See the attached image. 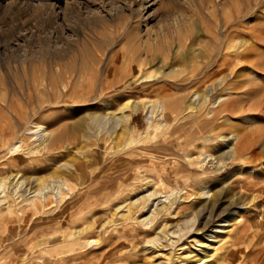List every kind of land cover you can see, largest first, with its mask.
Returning <instances> with one entry per match:
<instances>
[{
	"label": "rangeland",
	"instance_id": "rangeland-1",
	"mask_svg": "<svg viewBox=\"0 0 264 264\" xmlns=\"http://www.w3.org/2000/svg\"><path fill=\"white\" fill-rule=\"evenodd\" d=\"M226 21L228 26L223 28ZM221 42L238 47L264 42V0H220L219 5L216 0H0V128L8 129L20 113L25 118L20 129L31 123L34 131L42 127L59 135L72 130L91 109L118 117L128 103L157 98L172 108L174 99L186 96L185 80L203 61V52ZM255 45L252 64L264 65V48ZM139 50L143 58L147 53L159 57L153 67L136 60ZM199 53L201 57L193 58ZM97 62L99 69L83 71V65L95 67ZM246 63L239 66H245L239 78L223 92L226 97L210 104L208 113L198 119L169 112L163 125H151L146 108L133 114L101 153L104 161L100 163L96 156L85 175H73L63 167L76 161L74 152L88 147L84 143L67 138L44 146L36 136L22 140L7 136L0 147V264L147 262L155 255L144 253L141 241L150 227L120 216L128 199L148 186L161 196L183 197L196 210L208 201L209 197L197 201L208 189L225 201V218L232 220L222 254L236 259L223 264H264V79L253 77ZM139 70L153 79L143 82L140 75L139 84L123 89ZM68 72L76 93L65 102L67 90H62L63 78L57 75L69 76ZM163 74L167 77L160 82L157 78ZM89 80H94L93 95L102 98L97 107L83 101ZM39 105L44 107L42 114L31 115ZM233 132L240 136L237 144L248 148L245 152L258 155V163L238 157L220 171L212 167V160L204 164L208 155L216 161L224 159L221 137ZM250 168L255 173L250 174ZM233 195L241 196L243 207L231 211L227 200ZM235 213L239 215L234 219ZM142 215L136 211L134 218ZM179 220L170 216L165 221ZM85 228L87 234L75 236ZM90 234L97 244H86ZM128 234L132 237L126 239ZM194 234L156 256L166 257L161 258L166 264L189 263L200 250L193 243ZM230 238L241 240V247H232ZM139 248L136 257L134 250Z\"/></svg>",
	"mask_w": 264,
	"mask_h": 264
},
{
	"label": "bare ground",
	"instance_id": "bare-ground-1",
	"mask_svg": "<svg viewBox=\"0 0 264 264\" xmlns=\"http://www.w3.org/2000/svg\"><path fill=\"white\" fill-rule=\"evenodd\" d=\"M216 1L218 2V5H219L220 0H216ZM237 9H235V12ZM237 13H238L237 15H239L241 13V9H240V13L239 12H237ZM243 13H244V10H243ZM242 15H244V14H242ZM243 17H241V18H243ZM245 17H246V15H245ZM227 21H226V24L224 26L222 25L223 28H226L228 26ZM229 21H230V18H229ZM236 29H237V27H236ZM255 44H258L260 47L264 48V42H244L241 44L240 47L232 46L233 44L232 45H229V44L224 45L221 42L218 46H211L209 51L203 52V56H202V53L194 55L193 58H196V60L198 59V57L202 56L203 61H200V63L197 64L194 71L191 73L192 75L189 76V78L185 80V84L189 85V88L186 92V96L181 97L180 99H174V101L171 102V103H173L172 108L170 106L172 104H168L169 102L166 103V102H163L162 100L157 98L156 100L149 101V102L143 101V102H137V103H131V104L128 103V105L125 108L121 109V114L118 117L113 116L111 114V112L110 113H104V112L99 113L98 110H94V109L92 110L91 109L88 113H86L84 116H82L77 121V123L72 127V130L70 129L68 132H65V130H63V131H61V133L59 135H54L53 133L49 134V132L45 131V128H42V127H37L36 128L37 130L34 131V130H32L33 128L31 129V127H32L31 123L26 124V127H24V129H20L18 126L21 125V121H23L25 118L21 117L22 115H20V113H17V116L14 118V122L12 121L13 124L9 125L8 129H6V128L1 129L0 128V141H1L0 147L3 146V141L6 139L7 136H13L17 140H22V138H26V136H34V137L36 136L38 140H41V142H42L41 145H44V146L48 145V144L51 146L56 145L59 142L63 141V139L72 138L73 140H76V141L78 140L81 143H84L88 147L75 150L74 157L76 158V161L72 162V163L64 164L63 167H65L67 170H69L70 173L73 175H80V174L85 175V171L87 170V168H89L90 164H93L94 158L96 156H98L100 158V159L98 158L100 163H102L104 161L105 155L101 154L103 152V150H106V146L108 144H111L112 141L116 140V134L123 129V126L127 125L130 122V120L132 119V115L138 113L139 110L146 108L147 121L151 125L154 123L158 124V125H163L164 120H168L167 118L170 115V114L168 115L169 112L170 113L171 112L178 113V115H180V116L185 115V114H189L192 117L195 116L198 119V117L203 116L202 113H204V112L206 114L208 113L207 109H208L210 104H212V103L214 104L215 101L220 103L222 101V99L226 97V94L224 95L223 92L228 91L230 84L232 82H235V80L239 78L240 73H242L244 71L243 67H245V66L239 67L240 65H242V64L244 65V63L247 62L246 63L247 66L250 65L247 68L252 70V76L264 79V65H257L256 66V64H254V63L252 64L253 56L251 54V51L255 50L257 52V50L251 49V48L253 46L255 47L256 46ZM174 50L172 49V51H173L172 55L175 53ZM190 54H191V51L187 55H190ZM191 56H189L188 59H191ZM157 58H159V57H156L152 53L150 55L147 53L146 56L143 58L141 51L139 50L137 52L136 60L139 62H142V64H144L145 66L153 67L155 65V61H157ZM185 58H187V57H185ZM112 61L113 60H111L110 63ZM90 62L94 63L95 60H92ZM98 62H100V61H98ZM159 62H161V61H159ZM110 63H109V65H110ZM103 64H105V62ZM192 65H193V63H192ZM90 67L92 68V70H94L95 68L99 69V63L98 64L95 63V67L93 65H90V64L83 65L82 69L85 72L86 70H89ZM103 67L100 68V72H102L101 69ZM109 67H111V66H109ZM106 68H108V66ZM106 70H105V73L107 74ZM245 73H247V72H245ZM68 75H69V72H68ZM140 75H141L140 78L143 79L142 80L143 82L145 81V79H150V78H151V80L153 79L152 77L143 76L142 71L139 70L136 72V74L133 75V77L129 81L127 80L128 81L127 85H125V87L123 89H128V88L131 89L132 87H134L133 85L136 82L139 84L141 82V81L138 82ZM57 76L63 78L61 88H62V90H67V92H66L67 95L64 94V95H66L65 96L66 99L64 101L67 102V99L69 100L71 98V94L76 93V92H73L74 91L73 87H72V84H73L72 81L73 80L70 79V77H72V76H70V75L67 76V74H66V76H65V74L61 75V73L60 74L58 73ZM99 76H101V74ZM105 76H107V75H105ZM166 77L167 76H165L163 74L161 78H157V79L161 82V80L164 81L166 79ZM93 81L89 80V83H88L89 85L85 87L86 91L83 92V95L86 96V99L83 98V101L87 105L91 104L93 106H96L98 104L101 96L98 97V95H96V94L93 95V91H94L93 90V87H94ZM96 86H97V84H96ZM98 87H100V85ZM38 88H40V86L39 87L37 86V89ZM33 89H34V87H33ZM107 89H109V88L107 87ZM27 90L30 91L31 88H30V90L29 89H27ZM97 90H98V88H97ZM101 91H100V93H101ZM111 91H113V90H111ZM218 91H221L222 93L219 94L218 96H215L214 100L209 101L210 100L209 97L210 96L212 97ZM113 92L115 93V91H113ZM35 93H36V90H35ZM96 93H98V91ZM35 95H37V93ZM22 98H23V96H22ZM56 101H58V100H56ZM65 102H63V103H65ZM217 102H215V103H217ZM57 104H61V102H56L54 105H57ZM48 106L50 107L53 105H48ZM43 109H44V107L40 106V105L38 106V108L34 107L31 115H33V116L41 115ZM26 119H27V117H26ZM17 128H19V129H17ZM16 129L18 130L17 133L15 132ZM239 137H240L239 134H236L234 132L231 133L230 135L221 137V140L225 144V152L223 154L224 159L223 160L219 159L220 161H216V158H213L212 155H208L204 159V164H206L207 161L212 160L213 161L212 167L216 171H220L221 169L223 170V168L227 167V165L229 163L235 164L236 160H238V157H239V159L248 160L247 161L248 163H251L254 165L257 164L259 161L258 155H255L256 153L254 154L253 152H245V151H249V150L247 147L243 146V144H241V143L237 144ZM209 141H211V139H206V142H209ZM15 149H16V147L14 146L12 151ZM240 152L241 153L245 152L243 154V157L239 156ZM242 162H244V161H242ZM255 168H257V167H255ZM255 168H250V171H251L250 174L255 173V170H253ZM262 173H264V172H262ZM20 184H21V182L16 184V186L20 185ZM229 184H227L226 187L229 186ZM2 186L4 187V184H2ZM121 187L122 186H120V188ZM152 187L148 186L144 193H137V194L132 195L130 197V199H128V202L126 203V205L122 207L124 212L120 216L121 219H123L126 222H133L136 225L142 226L144 228L150 227V231H149L150 234L149 235L147 234L148 236L144 237V239L141 241V246H142L144 253H149V254L151 253V254H154L155 256H154V258L152 257V259L148 260L147 262H145L143 264H166L161 259L164 257L162 256L161 258H158L156 256V254L158 255V254L162 253L168 247H171L170 249H174L176 247L177 243H179L183 237L189 236L193 233L196 234V237L194 238L195 240L193 239V243H195L194 245H198L200 247V250L198 251V254L193 255V257H191V258L188 257L190 262L186 263V264H214V262H215V264H223L226 261L228 262V261H232L233 259L234 260L236 259V257L234 255L226 257L225 254H222L223 249H225V242L223 240L227 239V237L229 236L228 230H229V227L231 226L230 223L232 221V220L225 218L226 215H225V212L223 211V208L226 205L225 201H223L221 199L219 201L217 196L211 195L209 193L208 189L207 190L205 189V191L203 193H201L199 197H197V201H201L205 197H209V198H207L208 201H206L205 204H203L204 205L203 209L200 208L199 210H196V208H194V206L190 205L189 201L187 202V199H185L183 197H176L173 194L169 195V196L158 195L156 192H153L151 190ZM59 189H63V188L60 187ZM42 190H44V188ZM227 190H229V189H227ZM4 191H3V193H4ZM0 193L2 194L1 189H0ZM39 194H42V192L36 193L35 195L39 196ZM27 195H29V193ZM35 195H34V197H35ZM238 195L237 196L233 195V197L230 198V200H227V209L228 210L233 211L235 209H240L243 207V205L239 202V199H241V196H238ZM20 197H22L21 199L24 200L27 196L21 195ZM27 198H26V200H27ZM28 202H27V204H28ZM136 211L140 212V214L141 215L143 214V215L140 216L139 218H134V214L136 213ZM238 215H239V213H235L234 219H235V216H238ZM170 216H173L174 218L180 219V220L177 223H173V224L166 222L165 220L169 219ZM213 219H218L217 225L212 224ZM159 220H160V223H162V224L159 223ZM112 223H113V221H112ZM139 226H137V227H139ZM86 231L89 232L88 229L86 230V228H85V231L83 230L82 234H81V231H79V232H77V234L75 236H77L79 238L80 235H83V233H86ZM92 233H94V232H92ZM86 234H84V235H86ZM94 234L93 235L90 234V235H88V237L86 236V239L84 238L85 239L84 241L87 242L86 244L88 246L98 243L97 240L96 241L94 240L95 239ZM129 234L126 235V239L129 236H131ZM142 234H143V232H142ZM81 241H83V240H81ZM230 243H231L232 247L233 246L235 248L241 247L240 246L241 240H238V238H237V240H236V238L235 239L230 238ZM109 244L110 243H108V245ZM124 247H122V248H124ZM128 248H130V247H128ZM139 251H140V248H139V250H134V255L136 256V254ZM224 251H226V250H224ZM228 251H231V250H228ZM233 253H234V251H233ZM100 254L98 255L100 257H102L104 255V254H102V256H101ZM129 254H131V252ZM192 254H195V253H192ZM162 255H164V254H162ZM98 256H94V257H98ZM158 256H160V255H158ZM181 258H183V257H181ZM183 259H185V258H183ZM99 260H100V258H99ZM151 260H153V261L155 260L156 263L152 262ZM101 261H103V260H100V262ZM128 261H129V259H128ZM168 261H169V259H168ZM181 263H182V261H181ZM132 264H140V263H137V261L135 260V262H133Z\"/></svg>",
	"mask_w": 264,
	"mask_h": 264
}]
</instances>
